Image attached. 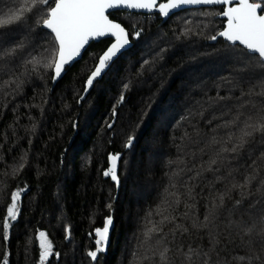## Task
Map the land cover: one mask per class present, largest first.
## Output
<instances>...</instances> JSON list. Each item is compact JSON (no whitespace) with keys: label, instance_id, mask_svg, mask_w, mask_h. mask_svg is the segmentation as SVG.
Instances as JSON below:
<instances>
[{"label":"trees","instance_id":"trees-1","mask_svg":"<svg viewBox=\"0 0 264 264\" xmlns=\"http://www.w3.org/2000/svg\"><path fill=\"white\" fill-rule=\"evenodd\" d=\"M21 2L0 0V17ZM48 7L38 4L22 22L0 28V54L16 48L0 55V264L5 255L9 264H41L40 232L53 245L43 264H264L261 237L242 231L264 209V134L235 153L221 151L244 121L264 113V62L212 42L223 29L221 7L184 10L165 23L156 14H110L133 45L80 106L110 40L92 43L51 88L47 59L36 70L27 63L54 52L41 29ZM129 136L134 144L125 151ZM117 153L118 193L103 178L107 156ZM17 191L19 211L4 240ZM109 216L112 238L94 261L92 232Z\"/></svg>","mask_w":264,"mask_h":264},{"label":"snow or ice","instance_id":"snow-or-ice-1","mask_svg":"<svg viewBox=\"0 0 264 264\" xmlns=\"http://www.w3.org/2000/svg\"><path fill=\"white\" fill-rule=\"evenodd\" d=\"M38 4L49 5L46 10V18L41 20V24L44 28L50 30L54 52L51 58L33 57L27 63L32 64L33 70H36L37 66L42 64V60L47 59V62L43 63L42 66L53 69L54 80L61 76L66 65L72 64L78 57H81L82 50L91 40L106 36L114 38L115 42L99 56L98 64L88 76L85 91L93 86L94 81L109 67L113 58L117 57L121 50L129 44V33L126 28L121 23L109 19V10L112 9H144L148 11L155 9L159 14L168 16L170 12L183 5H222L224 7L219 15L225 17L227 22L224 29L218 33V36L223 37L232 45L239 44L243 46L249 53L258 56L259 60L264 62V0H167V3L159 5L157 0H51V3L50 0H22L18 8L10 10L8 14L0 17V28L22 22L25 19V13L31 12ZM188 31L190 29H186L185 34ZM134 35L139 37L140 32L137 31ZM210 39L216 40L217 36L213 35ZM17 47L21 46L18 45ZM15 52L16 48H12L0 55L12 56ZM16 86L19 87L20 85L17 84ZM258 95L264 96V90ZM123 99L124 97L121 95L120 101L122 102ZM257 132L264 134V113H261L255 121L251 117L244 121L243 127L239 130V135L230 137L232 146L230 148L224 147L221 151L224 153L237 152L241 147L248 144ZM134 139V136H129L126 147H131ZM219 154L218 152L217 155ZM261 155L264 157V153ZM109 160L111 166L104 172V175H110L111 179L119 184L117 167L120 155L118 153L110 155ZM253 179H255L254 173L246 177L245 181L250 183ZM241 187H244V185H241ZM20 195L19 191L11 194L12 202L7 207V217L3 224L4 240L8 239V229L11 227L8 218H11V220L17 218ZM219 200L223 201V195L219 197ZM237 203L240 202L237 201ZM213 217L214 212H210L208 216H205V221L210 222ZM165 219L169 218L165 217ZM111 224L112 218L109 216L106 218L103 228L95 230L97 236L96 249L88 252V256L94 261L97 259L98 253L105 251L104 246L108 243ZM66 231L70 235V230ZM156 231L158 229L155 227L149 229V232ZM242 231L246 235H252L253 232L258 234L261 237V246L264 247V209L260 211L258 217L250 225H243ZM39 238L41 239L40 261L43 264L48 257L53 255V245L47 239L45 232H40ZM193 251L189 249V253ZM55 255L59 256V253H55ZM197 255L199 254L197 253ZM204 255L207 257L208 254L205 253ZM161 256L163 258L164 254L162 253ZM245 259V256L239 257L241 261ZM3 264H9L7 255L3 258ZM202 264H209V259H205Z\"/></svg>","mask_w":264,"mask_h":264},{"label":"water","instance_id":"water-1","mask_svg":"<svg viewBox=\"0 0 264 264\" xmlns=\"http://www.w3.org/2000/svg\"><path fill=\"white\" fill-rule=\"evenodd\" d=\"M161 3H167V0H157V4H158V5L161 4ZM53 6H54V5H53ZM214 7H224V6H222V5H183V6L179 7V8H177V9L173 10L172 12H170L168 16H163V15L159 14V12H158L157 10H155V9L152 10V11H148V10H144V9H124V8H120V9H112V10H109V15L112 14V13H114V12H126V13H129V14H141V15H144V16H146V15H153V14H156V15L161 19V22H162V23H165V22H166L171 16H173V15H175L176 13H179V12H181V11H184V10H189V9H201V8H214ZM216 18L219 19V20H224V23H223V29H224V27L226 26V22H227V21H226V18L223 17V16H221V15H219V14L216 15ZM109 19H110V18H109ZM41 29L44 30V31H46V32H48V33L50 34V30L44 28L43 26H41ZM223 29H222V30H223ZM222 30H221V31H222ZM216 36H217V39H216V40H212L213 43H215L217 40L221 39L222 41L226 42L227 44H229V45H231V46H239V47L243 48V46H241V45H239V44H236V45H232V44H230V43H229L228 41H226L223 37L218 36V34H217ZM102 40H110L109 45L105 48L104 51H106L107 48L110 47V45H111L112 43L115 42L114 38H112V37H108V36L98 38L97 40H91V41L89 42V44H87V45L85 46V49L82 50L81 57H78L75 61L72 62V64H70V65H66V66H65V71L61 74V76H60L59 78H56L55 80L53 79V76H54V71H53L52 81H51V88H53V87H54V86H55V85H56V84H57V83H58V82L64 77V75L66 74V69H67L68 67H70V66H72L73 64H75L76 62L82 60V57H83L84 53L87 51L88 47H89L92 43H99V42L102 41ZM132 45H133V44H132V42H131V40H130V38H129V44H128L124 49L121 50V52L117 55V57H114V58H113V61L110 63L109 67L111 66V64H112V63H113V62H114V61H115L120 55H122L124 52L128 51V50L132 47ZM243 49H244V48H243ZM245 50H246V49H245ZM104 51L102 52V54L104 53ZM246 51H247V50H246ZM247 52H248V51H247ZM248 53H249V52H248ZM102 54H101V55H102ZM249 54H251V53H249ZM101 55H100V56H101ZM252 55H254V54H252ZM98 60H99V58H98ZM97 64H98V61H97L96 65H97ZM96 65H95V66H96ZM109 67L106 68L105 71L101 74V76L98 77V78L94 81L93 86H94V84H95L97 81H99V80L102 79V77H103L104 74L107 72V70L109 69ZM94 69H95V67H94ZM94 69H93V70H94ZM89 75H90V74H89ZM87 78H88V77H87ZM86 80H87V79H86ZM93 86L90 87V88H88L87 91H85V88H86V81H85V83H84V89H83L82 95H81V97L78 99V106H80L81 103L86 99V97L88 96V94L90 93V91L93 89ZM114 113H115V112H114ZM115 116H116V114H115V115L113 114L112 124H114ZM133 144H134V141H133ZM133 144H132V146H133ZM132 146H131V147H126V146H125V151H129V150L132 148ZM118 154L120 155V160H119V162H118L117 174L119 173V165H120L121 159H122V157H123V154H122V153H118ZM110 155H113V154H109V155L107 156V169L111 166V162H110V160H109ZM107 169H106V170H107ZM106 170H105V171H106ZM105 171H104V172H105ZM104 172H103V178H104V179L108 178V179L110 180V182L113 183V184L115 185L116 192L118 193V191H119V189H120V180H119V184H117L116 181H113V180L111 179V176H110V175H109V176H105V175H104ZM118 178H119V177H118ZM103 226H104V224H103L102 227H100V228H103ZM114 228H115V223H114V221H113V219H112V224H111L110 227H109L108 243L105 245V248L109 245V243H110V241H111V238H112V234H113ZM95 230H96V229H95ZM95 230L92 232V236L95 238V242H96L97 236H96V232H95Z\"/></svg>","mask_w":264,"mask_h":264},{"label":"rangeland","instance_id":"rangeland-1","mask_svg":"<svg viewBox=\"0 0 264 264\" xmlns=\"http://www.w3.org/2000/svg\"><path fill=\"white\" fill-rule=\"evenodd\" d=\"M219 14V13H218ZM147 16V15H146ZM127 52V51H126ZM68 239H69V236L67 235L66 236V242H68Z\"/></svg>","mask_w":264,"mask_h":264},{"label":"flooded vegetation","instance_id":"flooded-vegetation-1","mask_svg":"<svg viewBox=\"0 0 264 264\" xmlns=\"http://www.w3.org/2000/svg\"><path fill=\"white\" fill-rule=\"evenodd\" d=\"M221 9L223 10V7H221ZM222 10H221V11H222ZM222 23H224V20H222Z\"/></svg>","mask_w":264,"mask_h":264}]
</instances>
